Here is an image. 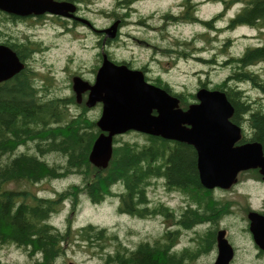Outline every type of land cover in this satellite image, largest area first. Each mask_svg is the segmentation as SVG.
Segmentation results:
<instances>
[{
	"label": "trees",
	"instance_id": "16d2710c",
	"mask_svg": "<svg viewBox=\"0 0 264 264\" xmlns=\"http://www.w3.org/2000/svg\"><path fill=\"white\" fill-rule=\"evenodd\" d=\"M65 1L75 4L79 10L91 2ZM222 1L226 4L232 0ZM242 1L241 8L228 20V27L247 25L263 28L264 0ZM131 3L130 0H116L110 12L101 11L123 25L126 23L123 16L130 12ZM181 3L183 7L177 15L163 14L164 22L197 19L196 11H193L196 3L193 0ZM9 13L10 16L0 10V42L15 50L24 66L0 81V245L20 247L31 264H57L69 244L91 249L102 258L101 264H188L187 261H195L198 250H168L171 245L169 237L140 239L129 245L117 236L116 231L102 225L87 222L74 227L69 218L65 227L54 222L63 201H69L73 212L78 208L81 196L85 195L94 203L116 196L118 212L145 218L158 208V205L149 203V188L164 179L183 191L185 200L192 197L191 201L199 205L206 203L203 213L188 209L181 213L180 222L184 227L210 219L218 202L214 196L207 201V192L203 191L207 187L200 184L198 176L196 149L185 141L128 130L113 136L112 153L107 164H94L89 153L101 131L96 123L98 117L90 115L89 107L85 102L79 103L76 96L54 92L39 82L29 62L31 42L26 36L16 34L13 27L22 21L13 15L20 14ZM215 18L216 15L200 20L212 28ZM109 39L107 37L100 42V46L108 49L104 45L109 44ZM174 43L189 47L190 41L175 39ZM174 51L176 56L186 54L184 48ZM109 57L114 59L112 55ZM196 57L204 63H220L228 69L211 86L208 79L200 80V84L226 93L234 107L231 119L242 128L239 142L259 141L264 152V99L252 96L246 88L251 85L264 94V75L261 72L264 42L250 44L240 54L219 61L212 57ZM114 60L125 62V59ZM143 70L147 79L176 93L160 75L151 76L144 66ZM177 92L185 97L181 100L184 107L190 102L188 98L195 97L191 90ZM98 106L101 111L100 102ZM125 133H132L134 137L126 138ZM69 175H76L80 182H72L54 195H42L30 188L43 179ZM9 183L15 186H9ZM229 207L230 201L227 212ZM0 264L19 263L0 259Z\"/></svg>",
	"mask_w": 264,
	"mask_h": 264
},
{
	"label": "rangeland",
	"instance_id": "374dc122",
	"mask_svg": "<svg viewBox=\"0 0 264 264\" xmlns=\"http://www.w3.org/2000/svg\"><path fill=\"white\" fill-rule=\"evenodd\" d=\"M88 5L81 6L75 15L87 19L93 28H104L116 20L106 12H110L116 0H90ZM132 5L128 15H124L126 23L118 26L120 33L109 40L112 44L100 46L108 34L97 32L90 25L80 20L64 19L57 16H46L40 19H25L19 25L14 24L16 34L29 37L31 42L30 66L36 78L44 86L57 93L74 95L72 78L80 75L89 82L94 81L95 72L102 60V53L106 52L115 59H128L134 67L143 65L151 76L160 75L167 80L175 90L196 91L202 86L200 80L208 79L211 86L227 72L220 63L202 62L196 56L222 60L230 55L240 54L246 46L264 42V27L258 29L247 25L228 27V20L242 6V0H232L224 4L222 0H193L196 3L197 19L192 21L164 22L163 14L180 11L183 0H130ZM103 10V11H101ZM76 11V10H75ZM213 20L214 27L205 26L200 19ZM66 17V16H65ZM143 21V23L141 22ZM175 39L190 41L187 45L174 43ZM184 48L186 54L176 56L175 49ZM162 49L165 51L162 52ZM111 58V57H110ZM264 75V66L261 67ZM248 92L255 97L260 93L251 85L246 86ZM81 101L87 99V90L82 92ZM98 102L89 106V114L99 116ZM101 107V106H100ZM124 137L132 138V133H125ZM79 183L76 175L43 179L31 185L32 191L42 195H54L57 190L68 184ZM9 186H15L9 183ZM151 205L158 203L163 196L160 184L149 188ZM230 200L231 212L228 220L231 224L228 231L234 235L238 250L235 264H264V260L255 261L254 250H250L247 231L244 229L247 211L264 207V182L259 173L245 169L238 173V179L228 188H221L215 192ZM173 195H178L174 192ZM172 195V196H173ZM155 202V203H153ZM181 202L180 198L169 200L171 206ZM118 198L108 196L99 203L92 202L87 195L81 196L78 208L71 211L69 201H63L59 212L54 216V222L65 227L68 218L74 227L92 222L114 230L117 236L129 245L140 239H154L165 226L164 222H171L172 215L163 216L157 211L145 218L133 217L117 211ZM187 235L182 234L179 246L187 244ZM112 244V243H111ZM0 259L6 262L31 264L25 251L14 244L0 245ZM209 256L204 255L189 264H208ZM101 264L102 258L89 248L67 245L65 254L58 258L57 264Z\"/></svg>",
	"mask_w": 264,
	"mask_h": 264
},
{
	"label": "water",
	"instance_id": "95a60500",
	"mask_svg": "<svg viewBox=\"0 0 264 264\" xmlns=\"http://www.w3.org/2000/svg\"><path fill=\"white\" fill-rule=\"evenodd\" d=\"M0 9L28 15L44 12L72 17L91 23L74 14L75 4L65 0H0ZM119 20L98 29L115 37ZM24 62L9 45L0 42V81L21 68ZM77 101L88 90L86 105L101 102L96 119L100 133L94 139L89 158L105 166L111 156L113 136L128 130L161 135L192 144L197 153V169L201 184L207 188H228L237 180L239 171L258 167L264 179V152L256 140L237 142L241 126L231 119L234 107L226 93L218 88L200 86L195 92L197 101L182 108L178 97L164 87L146 79L140 68L116 62L102 53L93 82L80 75L72 78ZM249 228L256 241L264 238V215L252 209L248 212ZM218 254L213 264H229L233 249L222 232L218 236ZM67 264H76L68 261ZM113 264V263H109Z\"/></svg>",
	"mask_w": 264,
	"mask_h": 264
},
{
	"label": "flooded vegetation",
	"instance_id": "af4514ba",
	"mask_svg": "<svg viewBox=\"0 0 264 264\" xmlns=\"http://www.w3.org/2000/svg\"><path fill=\"white\" fill-rule=\"evenodd\" d=\"M182 7H183V5H182V3H180V8L182 9ZM0 10L5 11L3 9H0ZM78 10L79 9H76L75 12H77ZM5 12L9 16L11 15V13H9L8 11H5ZM178 13L179 12L170 13V14L177 15ZM46 16H57V17H61L64 19H72L73 21L75 20L71 17L60 16L58 14H53V13H49V12H44L41 14L13 15V17L16 20H22L21 22H24L25 19H27V18L30 20L31 19L35 20V19H40L42 17H46ZM182 20L183 21H189L188 19H182ZM141 22L143 23V21H141ZM90 26H91V28H93L92 25H90ZM97 32H102L105 34L104 31H97ZM119 33H120V30L117 31L116 35H118ZM27 39H30V38L27 37ZM110 43L112 44V40H109V44ZM111 59H113V58H111ZM114 61H116V60H114ZM124 61L127 63V65L129 67H134V64L132 63L131 60L125 59ZM117 62H119V61H117ZM134 68H140L144 72L143 65L138 66V67H134ZM144 68L146 69V67H144ZM147 80H149V79H147ZM149 81H151V80H149ZM173 91H176V93H173L170 91H169V93L176 95L179 99V101H178L179 105L182 108H186L183 106V102L181 101L182 98H185L183 93L177 92L178 90H175V89ZM87 94H88V90H87ZM188 99L190 101L189 103L197 101L196 96L191 97V99L190 98H188ZM241 131H242V128H241ZM254 169H256V171L259 173V177L264 182V179H263L261 173L259 172L258 168H254ZM200 184H201V182H200ZM160 186L162 188L163 196L157 198L159 202L154 204V205H158L157 206L158 208L160 207V209L157 208V212L163 214V216L172 215V216H174V218L171 220V222H164L165 226L163 227L162 231L156 237H158V238H162V237L171 238V240H170L171 245L169 246L168 250H176V251L179 250L181 252H184V251L191 252L194 250H198V256H197L195 261H197L200 257L207 255V256H209L208 264H213L215 259H216L217 254H218V250H219L218 236H219V233L222 232L223 236L228 240V242L231 244L232 249H233V256L231 257L229 264H235L234 262L236 261V254H237V250H238L239 245L235 241L234 235L228 231V227L231 224V221L228 220V216L230 215L232 207H229L230 212L228 211L229 212L228 213L227 212V204H228V201H230V200H226L223 196L215 194V192L218 189H221V187L207 188L206 191L203 190L204 193L207 192L206 196L209 198V199H207V201L210 199H213L212 196H214V199H217L216 201L218 202V204H216L214 207L215 208V211H214L215 214L213 216H211L210 219H207V220L202 221V222H200V221L196 222L195 224H193L189 227H184L180 222L181 221V213H183L187 209L203 213V210L205 208L206 203L199 205L198 202L191 201L192 197H189V200L188 199L185 200V197H184L185 194L183 193V191H180V189L175 188L173 186V184H171V183H166L165 179L160 181ZM174 192H177L178 195L177 196L173 195ZM177 197L181 199V202L179 204H177L176 206H171L169 203V200H172V199L174 200ZM149 203L151 204L152 200H150ZM250 210H252V209H250ZM250 210L247 211V218L245 219L244 229L247 231V238H248L250 246H251L250 250H254L253 257H254L255 261H261V260H264V238H259V240L256 241L255 237L253 236V233L251 232V230L249 228L250 220L248 217V212ZM254 210H256L259 213L264 215V207H258V208H255ZM151 213H152V211H151ZM183 233H185L187 235V238H188L187 244L179 246L178 245L179 239L181 238ZM187 262L189 264L191 261H187Z\"/></svg>",
	"mask_w": 264,
	"mask_h": 264
}]
</instances>
